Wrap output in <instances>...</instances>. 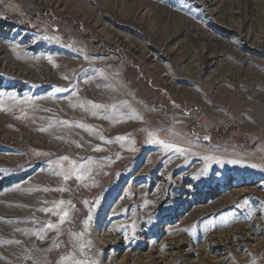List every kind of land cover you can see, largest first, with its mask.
<instances>
[{
  "label": "rangeland",
  "instance_id": "374dc122",
  "mask_svg": "<svg viewBox=\"0 0 264 264\" xmlns=\"http://www.w3.org/2000/svg\"><path fill=\"white\" fill-rule=\"evenodd\" d=\"M0 24V264H58L89 216L99 264H264V0H0ZM77 100L129 107L102 119ZM57 120L113 142L41 130ZM65 155L98 162L87 186L52 174ZM205 155L225 163L194 179ZM59 200L74 207L63 234L25 235L58 222L39 209Z\"/></svg>",
  "mask_w": 264,
  "mask_h": 264
},
{
  "label": "snow or ice",
  "instance_id": "6c2138e0",
  "mask_svg": "<svg viewBox=\"0 0 264 264\" xmlns=\"http://www.w3.org/2000/svg\"><path fill=\"white\" fill-rule=\"evenodd\" d=\"M45 39H47V37ZM51 59L52 58L49 57V60H51ZM93 71H95V70H93ZM100 76L104 79H107V77L104 75L103 72L100 73ZM65 91H69V90L63 89V88H56L55 89L56 93H61V92H65ZM9 99L14 102V105H23V106L31 107L34 109L35 102L30 97H24L22 100H18V98L15 95H12L9 97ZM73 107H78V108L82 109L83 111H85L86 113L92 115L93 117H99L102 119H110V118L115 117L118 114V109L127 108L129 106L127 104L104 105V104H98V103L86 101V100L85 101L77 100L73 104ZM9 110H11V109L5 108L3 105V101L0 100V111H9ZM22 112H23V109H22ZM25 117H26V113H24V115H22L19 118H25ZM137 118H139V117H137ZM56 126H61V127H66V128L78 127L80 129H83L84 131L89 132L90 134L96 135L102 141V143H112L113 142V141L106 140L103 137V135L98 132L97 129L93 128L92 126L87 125L85 122H70L68 120H57L55 122H50L49 126L47 128H43L41 130L42 131H50L51 128L56 127ZM172 135L174 136L177 134L172 133ZM147 136H148V143L158 146L165 153H175V154H178L179 156H184L185 158L188 155L192 154L188 148L179 146L172 139L166 140V139L159 138V134L156 132L149 130L147 133ZM127 140H128L127 137L120 136V137L116 138L115 142L122 143V142H125ZM133 143H134V141H133ZM94 150L95 151H103V149L99 148V147H96ZM129 150H134V149H129ZM38 155H48V154L47 153H38ZM201 159L204 161L206 167L202 170V172L200 174H198L197 176H194L193 177L194 179H200L201 175L207 174L208 171L210 170L209 166L212 163H215V164L221 165V166H223V164L225 163V161L218 159L214 155H205ZM228 163L235 165L238 163V161L231 160V161H228ZM249 166L253 167V168L257 167V165H255V164H252ZM48 167L52 170V174L59 176L65 182V184L67 183L68 180L75 179L80 184L87 186L86 182L92 176L94 169L96 167H99V164L97 161H94L92 159L84 160V158H81L80 161H77V160H73L71 157L65 155L63 157H60L56 160L49 162ZM261 170L264 171V168H262ZM18 190L23 191V189H18ZM67 190L68 189L66 187H63V186L56 188V189H50V188H43V189H41V188L31 189L30 188V189H28L29 192H32V191H44V192L60 191V192H63V191H67ZM44 203H47V202L45 201ZM52 205L53 206L51 208H42V209H39V211H43L46 214L51 213L52 215L57 216L58 222L53 223L51 221H46L42 224L41 227L35 229L34 231H31V232L25 231V235H36L40 239H46L47 234L50 231H55L58 236L63 234V227L62 226L65 223L70 224L73 222L74 207H73L71 201H65V200L53 201ZM0 219H2V218H0ZM91 220H92V217L89 216L87 218V221L89 223L85 224L84 230H81L79 232H76L73 229L68 230V234L71 238V243L73 245V254L72 255L65 254L62 257V259L58 262V264H99V262L96 259H94V258L90 259V258L83 255L86 248L90 247V242L85 240V236H86L87 227L89 226ZM9 222H11V221H9ZM20 222L34 223V224L37 223V221H35L34 219L29 220V221H18V223H20ZM134 230H135V226H133V231ZM0 243H3V242H0ZM15 243H19V241H16ZM54 246L57 248L60 247V245L56 244L55 242H54ZM77 254H79V256Z\"/></svg>",
  "mask_w": 264,
  "mask_h": 264
},
{
  "label": "bare ground",
  "instance_id": "6f19581e",
  "mask_svg": "<svg viewBox=\"0 0 264 264\" xmlns=\"http://www.w3.org/2000/svg\"><path fill=\"white\" fill-rule=\"evenodd\" d=\"M96 241L101 245H104V246H106V243L98 236L97 237V239H96Z\"/></svg>",
  "mask_w": 264,
  "mask_h": 264
},
{
  "label": "trees",
  "instance_id": "16d2710c",
  "mask_svg": "<svg viewBox=\"0 0 264 264\" xmlns=\"http://www.w3.org/2000/svg\"><path fill=\"white\" fill-rule=\"evenodd\" d=\"M3 25L0 24V28L2 27ZM1 84V83H0ZM1 86V85H0Z\"/></svg>",
  "mask_w": 264,
  "mask_h": 264
}]
</instances>
